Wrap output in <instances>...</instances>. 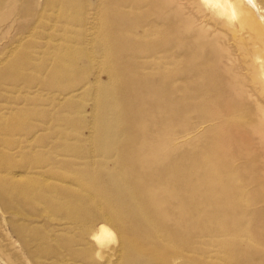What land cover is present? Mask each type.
<instances>
[{
	"label": "rangeland",
	"instance_id": "1",
	"mask_svg": "<svg viewBox=\"0 0 264 264\" xmlns=\"http://www.w3.org/2000/svg\"><path fill=\"white\" fill-rule=\"evenodd\" d=\"M263 121V0H0V264H264Z\"/></svg>",
	"mask_w": 264,
	"mask_h": 264
},
{
	"label": "bare ground",
	"instance_id": "2",
	"mask_svg": "<svg viewBox=\"0 0 264 264\" xmlns=\"http://www.w3.org/2000/svg\"><path fill=\"white\" fill-rule=\"evenodd\" d=\"M258 133H260L261 138H262V141L264 142V121H263L262 125L261 124L259 125V131H258Z\"/></svg>",
	"mask_w": 264,
	"mask_h": 264
},
{
	"label": "clouds",
	"instance_id": "3",
	"mask_svg": "<svg viewBox=\"0 0 264 264\" xmlns=\"http://www.w3.org/2000/svg\"><path fill=\"white\" fill-rule=\"evenodd\" d=\"M99 258V257H98Z\"/></svg>",
	"mask_w": 264,
	"mask_h": 264
}]
</instances>
